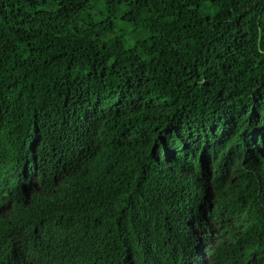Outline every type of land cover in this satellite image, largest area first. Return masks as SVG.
<instances>
[{
    "label": "trees",
    "instance_id": "obj_1",
    "mask_svg": "<svg viewBox=\"0 0 264 264\" xmlns=\"http://www.w3.org/2000/svg\"><path fill=\"white\" fill-rule=\"evenodd\" d=\"M22 159L80 189L7 219L8 264H198L223 236L264 264V0H0V182Z\"/></svg>",
    "mask_w": 264,
    "mask_h": 264
},
{
    "label": "clouds",
    "instance_id": "obj_2",
    "mask_svg": "<svg viewBox=\"0 0 264 264\" xmlns=\"http://www.w3.org/2000/svg\"><path fill=\"white\" fill-rule=\"evenodd\" d=\"M2 173L3 179L0 182V250L4 245L3 232L5 231L4 226L8 218L21 216L33 202H40L44 205V202L53 198L54 193L57 195L58 201L52 204H57L56 206L60 210L67 209L68 202L63 199V193L79 194L80 188L68 186L66 178L59 177L58 173L53 174V176L55 175L54 183L56 185L50 184L47 188L48 190L43 187H37L31 181L32 171L29 168V161L25 159L13 164H6L5 171ZM43 207L46 208V206ZM63 219L65 218L63 217ZM17 246H19V249L10 264H37L27 247L20 244ZM195 247L192 250L195 260L193 259L192 261L197 262L196 252L201 248L202 256L201 262H199L201 264H236L234 259L229 257L233 242L224 236L202 242V246H198L197 249ZM0 264H8L6 258L1 255Z\"/></svg>",
    "mask_w": 264,
    "mask_h": 264
},
{
    "label": "bare ground",
    "instance_id": "obj_3",
    "mask_svg": "<svg viewBox=\"0 0 264 264\" xmlns=\"http://www.w3.org/2000/svg\"><path fill=\"white\" fill-rule=\"evenodd\" d=\"M196 256H197V262L198 264H201L199 262H201V256H202V250L201 248L196 252Z\"/></svg>",
    "mask_w": 264,
    "mask_h": 264
}]
</instances>
